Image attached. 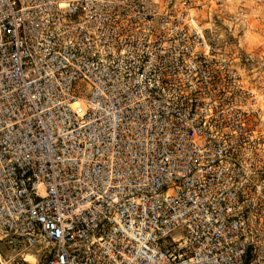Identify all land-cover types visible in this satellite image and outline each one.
<instances>
[{
	"label": "built area",
	"instance_id": "2783aa9c",
	"mask_svg": "<svg viewBox=\"0 0 264 264\" xmlns=\"http://www.w3.org/2000/svg\"><path fill=\"white\" fill-rule=\"evenodd\" d=\"M186 0H0V264H264V123Z\"/></svg>",
	"mask_w": 264,
	"mask_h": 264
},
{
	"label": "rangeland",
	"instance_id": "374dc122",
	"mask_svg": "<svg viewBox=\"0 0 264 264\" xmlns=\"http://www.w3.org/2000/svg\"><path fill=\"white\" fill-rule=\"evenodd\" d=\"M194 24L219 37L229 69L264 123V0H186Z\"/></svg>",
	"mask_w": 264,
	"mask_h": 264
}]
</instances>
